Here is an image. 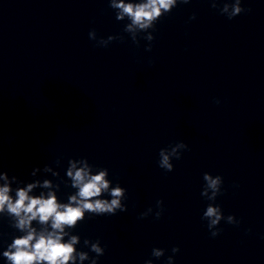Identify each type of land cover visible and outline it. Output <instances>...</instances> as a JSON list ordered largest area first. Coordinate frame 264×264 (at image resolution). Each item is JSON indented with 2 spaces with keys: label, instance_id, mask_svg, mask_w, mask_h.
I'll use <instances>...</instances> for the list:
<instances>
[{
  "label": "clouds",
  "instance_id": "clouds-1",
  "mask_svg": "<svg viewBox=\"0 0 264 264\" xmlns=\"http://www.w3.org/2000/svg\"><path fill=\"white\" fill-rule=\"evenodd\" d=\"M191 2L192 0H108L109 7L115 11L116 20L128 21L123 31L130 36L134 44L139 46L140 33H146L143 37L149 42L146 51L152 50L151 42L154 40L149 29L154 31L156 23L178 5ZM209 2L213 9L218 8L219 13L229 20L251 11L242 7V0ZM221 3L222 7L219 6ZM195 18V14L190 17L191 20ZM88 36L96 42L97 47L106 48L114 40L124 41L123 36L97 38L95 29L90 30ZM216 103L219 104L220 101L216 100ZM186 150L190 149L183 141L161 148L158 153V166L166 172H172V160L181 159L183 151ZM55 163L60 167L62 162L57 159ZM41 171L60 178L59 171L48 164L43 169L34 168L31 176L35 179L27 183L15 175L9 177L6 171H0V181H3L0 184V219L6 217L9 226L20 233L13 237L0 255L6 260V264H84L85 261L98 264L99 258L105 254V247L101 246L100 240H83V246L95 253V256H90L89 252L78 250L77 245L81 243V237L73 234V230L87 217L114 216L127 212L128 208L124 203L127 190L119 183L112 186L107 168H98L90 164L87 158H70L66 169L67 179H62L61 182L75 191L68 195L67 202H61L57 196L60 183H54L47 178H37ZM203 180L201 196L209 203L201 219L207 221L210 235L215 238L222 232L219 227L222 220L234 226H239L241 221L234 215L225 216L221 206L215 203L217 197L223 195V177L205 172ZM13 184L16 185L15 188L12 187ZM38 188L42 191L37 195L34 190ZM105 196L110 199L104 198ZM163 205L162 199L156 201V207L159 209L155 212L156 219L163 215ZM152 212L153 209L149 207L140 213L139 218L144 219ZM171 251L173 255L167 257L166 264H174L175 254L180 249L173 247ZM151 255L159 259L165 255V249L153 248ZM144 264H153V261L148 259Z\"/></svg>",
  "mask_w": 264,
  "mask_h": 264
}]
</instances>
